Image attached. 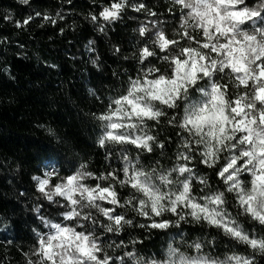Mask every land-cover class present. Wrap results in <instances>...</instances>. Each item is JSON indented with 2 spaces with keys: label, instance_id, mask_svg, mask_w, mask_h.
Instances as JSON below:
<instances>
[{
  "label": "snow or ice",
  "instance_id": "obj_1",
  "mask_svg": "<svg viewBox=\"0 0 264 264\" xmlns=\"http://www.w3.org/2000/svg\"><path fill=\"white\" fill-rule=\"evenodd\" d=\"M170 2L175 35L142 26V67L93 113L98 146L106 160L118 153L120 166L96 172L81 163L61 174L53 164L33 177L44 198L59 205L61 219L39 217L47 231L36 233V259L28 264H257L264 257V0ZM127 6L109 0L99 16L116 21ZM141 10L148 11L135 6ZM162 126L175 132V162L147 167L145 154L164 155L173 142L154 132ZM194 162L212 170L217 185ZM129 213L149 221L135 225L141 229H176L179 242L174 237L150 255L135 250L136 240L105 244L107 234L133 226ZM182 224L215 229L248 254L213 255L215 237L188 243Z\"/></svg>",
  "mask_w": 264,
  "mask_h": 264
},
{
  "label": "trees",
  "instance_id": "obj_2",
  "mask_svg": "<svg viewBox=\"0 0 264 264\" xmlns=\"http://www.w3.org/2000/svg\"><path fill=\"white\" fill-rule=\"evenodd\" d=\"M108 4L109 0H28L27 4L0 0V264L35 260L36 233L47 231L39 217L61 219L59 205L44 198L34 176H42L53 164L61 174L81 163L96 172L120 166L118 153L106 160L105 149L98 146L99 122L93 113L98 115L128 76L142 67L139 50L148 43L147 36L140 35L142 26L162 27L169 35L179 28L176 16L168 11L170 0H128L116 21L99 16ZM140 4L148 11H135ZM155 131L161 139L173 137V142L166 143L164 155L159 149L145 154V162L175 156L174 130L162 126ZM195 166L217 185L212 170ZM129 216L133 226L119 235L107 234L105 244L136 240L141 243L135 250L150 255L164 251L171 233L177 232L141 229L135 225L149 221L134 213ZM181 230L190 243L215 237L216 246L210 251L221 258L233 251L248 254L244 246L206 225L182 224ZM106 250L112 255L123 251ZM256 259L264 264V257Z\"/></svg>",
  "mask_w": 264,
  "mask_h": 264
},
{
  "label": "rangeland",
  "instance_id": "obj_3",
  "mask_svg": "<svg viewBox=\"0 0 264 264\" xmlns=\"http://www.w3.org/2000/svg\"><path fill=\"white\" fill-rule=\"evenodd\" d=\"M134 154V153H133ZM160 164L163 166V167H165V168H168V167H170L174 162H175V156L174 157H172V158H161L160 160ZM144 163H145V165L147 166V167H155V166H157L156 165V160H153V158H152V160H148V162H145L144 161ZM195 166V165H194ZM174 237H176L177 238V241L179 242V238L177 237V232H173V233H171V236H170V239H169V241H168V244L170 243V242H172V240H173V238ZM186 240V239H185ZM187 241V240H186ZM188 243H190L189 241H187ZM168 246V245H167ZM167 248V247H166Z\"/></svg>",
  "mask_w": 264,
  "mask_h": 264
}]
</instances>
